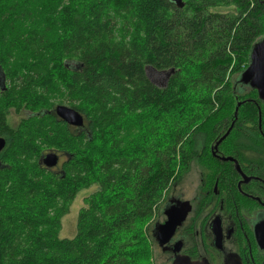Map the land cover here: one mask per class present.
<instances>
[{"label": "trees", "instance_id": "1", "mask_svg": "<svg viewBox=\"0 0 264 264\" xmlns=\"http://www.w3.org/2000/svg\"><path fill=\"white\" fill-rule=\"evenodd\" d=\"M183 1L0 0V264H158L151 225L185 165L212 157L231 121L221 154L230 140L239 154L243 133L264 153V103L235 87L264 38V0ZM148 66L173 69L164 86ZM45 150L64 154L59 169L39 163Z\"/></svg>", "mask_w": 264, "mask_h": 264}, {"label": "flooded vegetation", "instance_id": "2", "mask_svg": "<svg viewBox=\"0 0 264 264\" xmlns=\"http://www.w3.org/2000/svg\"><path fill=\"white\" fill-rule=\"evenodd\" d=\"M146 75L155 84L164 82L160 71L150 66L146 67ZM240 83L236 80L235 87L241 86V95L251 90L257 95L249 84ZM5 88L6 82L0 74V91ZM246 100L255 104L254 99ZM258 133L264 140L260 129ZM217 141L208 147L212 157L190 160L166 196V205L163 204L160 214L163 219L159 223L165 222L164 212L171 206L180 208L187 202L189 210L163 246L154 238L153 228L157 223H153L154 244L160 248L166 264H172L177 256L204 260L208 264H264V153L248 149L245 133L239 154L231 140L226 145L228 153L221 154L218 147L223 140L215 148ZM48 152L58 155L59 167L64 154L45 150L40 156ZM192 169L196 171V180L190 184L191 197L185 198L182 184Z\"/></svg>", "mask_w": 264, "mask_h": 264}, {"label": "water", "instance_id": "3", "mask_svg": "<svg viewBox=\"0 0 264 264\" xmlns=\"http://www.w3.org/2000/svg\"><path fill=\"white\" fill-rule=\"evenodd\" d=\"M171 1L179 8H182L184 6L183 0H171ZM172 71L173 69H171L170 71L163 70L160 72L161 74H163L164 82L163 84H160L158 86H164L166 84L169 74ZM239 81L242 84H249L252 88H254L257 91L258 98L264 102V38L255 42L252 45L249 52L248 65L240 73ZM239 105L240 103H237L235 111L237 110V107ZM54 112L60 120H62L64 123H66L69 126H73L76 128H80L83 126V117L74 108L62 104H57L54 107ZM231 126L215 143V148L217 147V144H219L227 136V134L231 129ZM4 146H5V139L0 136V151L4 148ZM39 163L46 168H53L57 166L58 155L55 152H48L45 155L40 156ZM186 204L187 202L182 203L180 208H178L177 206H171V208H168L164 212L166 216L165 222L155 224L153 228V235L159 246H163L169 240L175 228L179 224H181L182 221L184 220L189 210V207L186 206ZM183 205H185V207H183ZM172 264H208V263L204 260H190L186 256H177L173 260ZM229 264H238V263L231 262Z\"/></svg>", "mask_w": 264, "mask_h": 264}, {"label": "rangeland", "instance_id": "4", "mask_svg": "<svg viewBox=\"0 0 264 264\" xmlns=\"http://www.w3.org/2000/svg\"><path fill=\"white\" fill-rule=\"evenodd\" d=\"M149 69H147L148 71ZM161 77H163V74H161ZM155 85H160L159 83H156ZM11 121L17 122L18 121V116L13 115L10 117ZM60 164V163H59ZM59 167L58 165L54 167V170H57ZM196 171L193 169L191 170V173L185 178L183 181L182 187H183V193L185 198H189L192 195L193 189L191 187V182L196 180ZM94 190V187L82 189L79 191V193L76 195L74 200L72 201L68 212L62 217L61 219V226L59 229L58 236L60 238H72L75 233H76V219L78 215V211L80 210L81 207L84 206L83 199L86 197L88 194H90ZM162 217L155 218L154 221H157V223L162 221ZM153 224L151 225L152 228ZM153 255H154V262L158 264H166L164 263L165 259L164 256L161 254L160 248L157 246V244H153ZM169 264V263H168Z\"/></svg>", "mask_w": 264, "mask_h": 264}]
</instances>
